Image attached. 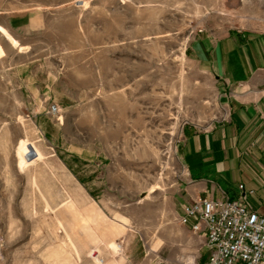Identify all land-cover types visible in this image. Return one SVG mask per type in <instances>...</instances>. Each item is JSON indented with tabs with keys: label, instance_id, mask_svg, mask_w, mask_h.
<instances>
[{
	"label": "rangeland",
	"instance_id": "obj_1",
	"mask_svg": "<svg viewBox=\"0 0 264 264\" xmlns=\"http://www.w3.org/2000/svg\"><path fill=\"white\" fill-rule=\"evenodd\" d=\"M0 21V264H204L178 145L229 105L191 46L264 31V0H0Z\"/></svg>",
	"mask_w": 264,
	"mask_h": 264
},
{
	"label": "crops",
	"instance_id": "obj_2",
	"mask_svg": "<svg viewBox=\"0 0 264 264\" xmlns=\"http://www.w3.org/2000/svg\"><path fill=\"white\" fill-rule=\"evenodd\" d=\"M191 53L214 76L229 111L209 128L183 127L178 151L186 170L178 213L199 197L237 198L243 184L253 191L249 200L264 217V31L201 32Z\"/></svg>",
	"mask_w": 264,
	"mask_h": 264
},
{
	"label": "built area",
	"instance_id": "obj_3",
	"mask_svg": "<svg viewBox=\"0 0 264 264\" xmlns=\"http://www.w3.org/2000/svg\"><path fill=\"white\" fill-rule=\"evenodd\" d=\"M239 187L237 198L199 197L183 205L179 221L206 238L210 255L204 264H264V217L249 200L253 191Z\"/></svg>",
	"mask_w": 264,
	"mask_h": 264
},
{
	"label": "bare ground",
	"instance_id": "obj_4",
	"mask_svg": "<svg viewBox=\"0 0 264 264\" xmlns=\"http://www.w3.org/2000/svg\"><path fill=\"white\" fill-rule=\"evenodd\" d=\"M121 246H122L121 244L118 245L119 248H120Z\"/></svg>",
	"mask_w": 264,
	"mask_h": 264
}]
</instances>
